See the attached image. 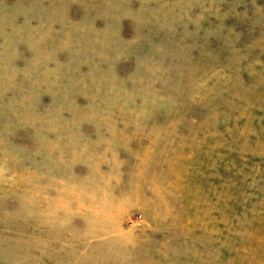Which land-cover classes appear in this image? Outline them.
Instances as JSON below:
<instances>
[{
    "label": "rangeland",
    "instance_id": "rangeland-1",
    "mask_svg": "<svg viewBox=\"0 0 264 264\" xmlns=\"http://www.w3.org/2000/svg\"><path fill=\"white\" fill-rule=\"evenodd\" d=\"M0 264H264V0H0Z\"/></svg>",
    "mask_w": 264,
    "mask_h": 264
}]
</instances>
